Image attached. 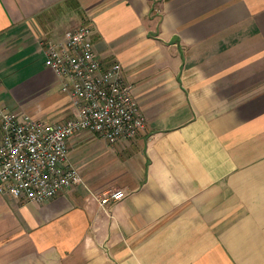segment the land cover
<instances>
[{"label": "crops", "instance_id": "0c3cea01", "mask_svg": "<svg viewBox=\"0 0 264 264\" xmlns=\"http://www.w3.org/2000/svg\"><path fill=\"white\" fill-rule=\"evenodd\" d=\"M84 23L147 125L74 134L45 202L0 192V264H264V0H0V107L74 117L43 41Z\"/></svg>", "mask_w": 264, "mask_h": 264}, {"label": "built area", "instance_id": "2783aa9c", "mask_svg": "<svg viewBox=\"0 0 264 264\" xmlns=\"http://www.w3.org/2000/svg\"><path fill=\"white\" fill-rule=\"evenodd\" d=\"M93 25L68 29L60 41H43L45 63L62 80L77 114L50 121L0 107V192L26 202H45L83 176L70 160V138L81 131L96 133L109 143L134 138L147 116L125 79L119 61L105 64L95 50ZM126 197L113 189L100 197L104 206Z\"/></svg>", "mask_w": 264, "mask_h": 264}]
</instances>
